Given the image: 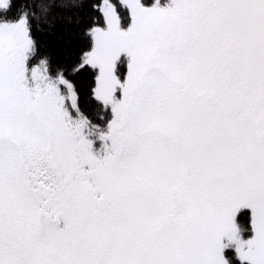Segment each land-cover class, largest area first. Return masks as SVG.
<instances>
[{
  "label": "snow or ice",
  "instance_id": "6c2138e0",
  "mask_svg": "<svg viewBox=\"0 0 264 264\" xmlns=\"http://www.w3.org/2000/svg\"><path fill=\"white\" fill-rule=\"evenodd\" d=\"M0 264H264V0H0Z\"/></svg>",
  "mask_w": 264,
  "mask_h": 264
}]
</instances>
